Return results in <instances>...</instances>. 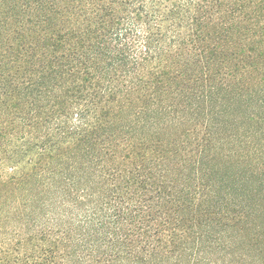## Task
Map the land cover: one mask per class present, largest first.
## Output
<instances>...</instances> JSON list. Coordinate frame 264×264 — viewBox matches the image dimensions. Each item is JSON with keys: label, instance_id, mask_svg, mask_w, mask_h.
Returning <instances> with one entry per match:
<instances>
[{"label": "trees", "instance_id": "1", "mask_svg": "<svg viewBox=\"0 0 264 264\" xmlns=\"http://www.w3.org/2000/svg\"><path fill=\"white\" fill-rule=\"evenodd\" d=\"M0 264H264V0H0Z\"/></svg>", "mask_w": 264, "mask_h": 264}]
</instances>
